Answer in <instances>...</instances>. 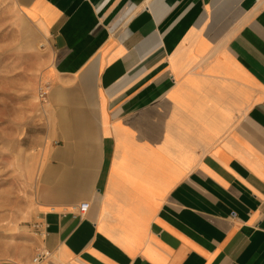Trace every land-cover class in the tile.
<instances>
[{
    "label": "crops",
    "instance_id": "crops-1",
    "mask_svg": "<svg viewBox=\"0 0 264 264\" xmlns=\"http://www.w3.org/2000/svg\"><path fill=\"white\" fill-rule=\"evenodd\" d=\"M10 1L50 90L43 230L0 264H264V0Z\"/></svg>",
    "mask_w": 264,
    "mask_h": 264
},
{
    "label": "rangeland",
    "instance_id": "rangeland-1",
    "mask_svg": "<svg viewBox=\"0 0 264 264\" xmlns=\"http://www.w3.org/2000/svg\"><path fill=\"white\" fill-rule=\"evenodd\" d=\"M50 58L48 41L10 0H0V262L22 263L35 254L31 150L47 132L38 91Z\"/></svg>",
    "mask_w": 264,
    "mask_h": 264
},
{
    "label": "built area",
    "instance_id": "built-area-1",
    "mask_svg": "<svg viewBox=\"0 0 264 264\" xmlns=\"http://www.w3.org/2000/svg\"><path fill=\"white\" fill-rule=\"evenodd\" d=\"M49 90H50V86L48 84H45L44 87H40L39 91H38V97L41 101H45L47 99V96L49 94ZM89 209V204L84 202L81 203L79 205H77L76 207L73 208L72 210V217L74 218H78L81 219L83 218L87 211ZM36 228L38 230L39 233H41V231L43 230V226L40 223H36ZM46 254H39L37 255V257H35L32 261L33 264H38L41 262V260L46 258Z\"/></svg>",
    "mask_w": 264,
    "mask_h": 264
}]
</instances>
